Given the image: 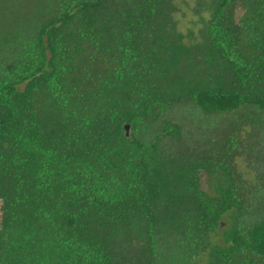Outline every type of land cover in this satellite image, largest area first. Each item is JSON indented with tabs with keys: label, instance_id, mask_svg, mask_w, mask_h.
I'll list each match as a JSON object with an SVG mask.
<instances>
[{
	"label": "trees",
	"instance_id": "16d2710c",
	"mask_svg": "<svg viewBox=\"0 0 264 264\" xmlns=\"http://www.w3.org/2000/svg\"><path fill=\"white\" fill-rule=\"evenodd\" d=\"M198 262L264 264V0H0V264Z\"/></svg>",
	"mask_w": 264,
	"mask_h": 264
},
{
	"label": "rangeland",
	"instance_id": "374dc122",
	"mask_svg": "<svg viewBox=\"0 0 264 264\" xmlns=\"http://www.w3.org/2000/svg\"><path fill=\"white\" fill-rule=\"evenodd\" d=\"M201 185L204 190L208 189V184H207V177L206 175L201 177ZM198 264H203L202 262H198Z\"/></svg>",
	"mask_w": 264,
	"mask_h": 264
},
{
	"label": "water",
	"instance_id": "95a60500",
	"mask_svg": "<svg viewBox=\"0 0 264 264\" xmlns=\"http://www.w3.org/2000/svg\"><path fill=\"white\" fill-rule=\"evenodd\" d=\"M128 133H129V126H125V135L128 136Z\"/></svg>",
	"mask_w": 264,
	"mask_h": 264
}]
</instances>
